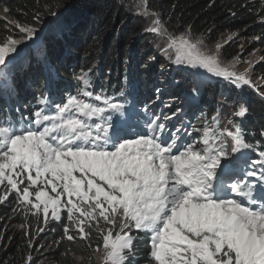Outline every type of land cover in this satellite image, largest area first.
Segmentation results:
<instances>
[{"label":"rangeland","instance_id":"obj_1","mask_svg":"<svg viewBox=\"0 0 264 264\" xmlns=\"http://www.w3.org/2000/svg\"><path fill=\"white\" fill-rule=\"evenodd\" d=\"M118 2L120 14L125 10L146 20L143 35L151 44L146 50H136L142 57L139 67L155 71L161 61H166L196 79L194 85L215 78L221 79L220 84L239 86L244 93L257 87L264 94V59L258 49L238 47L239 54L229 61L221 55L227 44L238 46L236 33L225 34L214 44L188 32L168 34L160 20L146 10V0ZM3 16L0 8V20ZM63 22L46 29L42 26L40 31L29 26L1 37L0 81L6 82L7 74L21 73L29 57L28 48L59 29ZM28 41L33 43L12 63ZM78 81L79 99L73 101L74 110L67 125L77 126L86 113L99 116L121 110L109 97L99 99L92 94L94 84L87 72ZM178 90L185 95L183 88ZM168 93L164 99H168ZM42 117L48 121V131L55 128L51 116ZM204 135L208 158L220 168H232L249 160L248 145L243 144L239 133L215 118L205 123ZM0 143L6 144L0 150V183L10 185L34 212L48 220L64 216L76 226L94 219L101 227L103 246L93 250L87 262L121 264L130 251L133 231L146 230L152 237L153 257L160 264H264V218H253L230 202L191 205L174 193L164 213L158 212L148 204L147 196L143 199L151 179L146 162L130 154L131 147L127 145L118 144L107 152H65L52 148L41 132L17 135L7 128H0ZM256 158L261 168L254 163L252 168L260 172L256 177H264V157L256 154ZM215 216L224 217L228 221L226 229L233 232L221 234Z\"/></svg>","mask_w":264,"mask_h":264},{"label":"trees","instance_id":"obj_2","mask_svg":"<svg viewBox=\"0 0 264 264\" xmlns=\"http://www.w3.org/2000/svg\"><path fill=\"white\" fill-rule=\"evenodd\" d=\"M0 8L5 14L0 20V38L29 26L40 31L50 18L63 11L73 16L62 20L59 29L28 48L25 68L9 78L11 86L2 83L0 126L6 118L16 122L11 108L15 104L21 105L17 109L18 118L30 119L23 109H29L34 93L45 92L44 86L51 77L49 66L58 78L75 84L76 88L82 69L94 79V87L104 92L119 91L117 94L121 96L123 85L130 87L136 81L153 99L161 94L163 85L154 83L150 68L139 67L142 57L136 50H146L151 42L143 35L146 20L125 10L120 14L118 0H0ZM146 10L160 20L168 34L188 32L214 44L221 36L236 33L238 46L227 44L222 48L221 55L227 61L239 54L238 47L258 49L264 59V0H146ZM139 38L143 40L138 41ZM160 63L157 70L166 83L175 85L172 90L184 83L183 91L192 98L190 85L196 79L174 71L173 64ZM205 81L215 84L201 88L203 95L198 101L201 108L209 116L215 113V108L219 110L225 125L236 123L245 142L253 147L260 144L264 153L263 90L255 87L256 93L253 89L244 93L235 84L228 86L211 78ZM179 92L176 90L177 95ZM146 101L147 96L140 103ZM197 123L201 126L200 120ZM132 236L130 251L121 264H160L153 257L148 234L133 231ZM102 246L103 232L94 219L79 226L64 216L48 220L34 212L30 204L21 203L10 185L0 183V264H95L87 262V257Z\"/></svg>","mask_w":264,"mask_h":264},{"label":"water","instance_id":"obj_3","mask_svg":"<svg viewBox=\"0 0 264 264\" xmlns=\"http://www.w3.org/2000/svg\"><path fill=\"white\" fill-rule=\"evenodd\" d=\"M73 16L70 15L66 12V11H63L62 13L58 14V15H55L54 17L50 18L49 21L47 23H45L44 25V28L43 29H46V27H50V25L56 23V22H59L61 20H64V19H70L72 18ZM37 41V38L34 40V42ZM33 42L32 41H28L23 47L22 49H20V51L18 53H20L17 58H15V60L12 62L14 63L18 58L22 57L24 53V50L30 45L32 44Z\"/></svg>","mask_w":264,"mask_h":264},{"label":"bare ground","instance_id":"obj_4","mask_svg":"<svg viewBox=\"0 0 264 264\" xmlns=\"http://www.w3.org/2000/svg\"><path fill=\"white\" fill-rule=\"evenodd\" d=\"M27 84V83H26ZM33 98H34V94H33ZM139 98H141V97H139ZM60 102H62V100H60ZM158 103V102H157ZM61 104H63V103H61ZM172 112H174L175 113V116H176V112L174 111V110H171ZM184 115V114H183ZM177 116H179L178 114H177ZM179 118H181V116H179ZM134 130H138V129H134ZM15 132V131H14ZM119 138H122V137H119ZM150 155L152 156V158H154V154H153V152L151 151V153H150ZM231 204H233V205H236V206H238L235 202H230ZM260 209H262V208H260Z\"/></svg>","mask_w":264,"mask_h":264},{"label":"clouds","instance_id":"obj_5","mask_svg":"<svg viewBox=\"0 0 264 264\" xmlns=\"http://www.w3.org/2000/svg\"><path fill=\"white\" fill-rule=\"evenodd\" d=\"M130 249V248H129Z\"/></svg>","mask_w":264,"mask_h":264}]
</instances>
